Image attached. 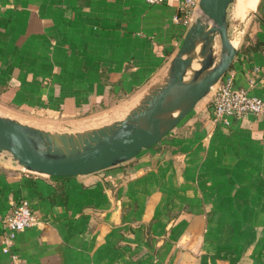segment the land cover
<instances>
[{
	"label": "crops",
	"instance_id": "obj_1",
	"mask_svg": "<svg viewBox=\"0 0 264 264\" xmlns=\"http://www.w3.org/2000/svg\"><path fill=\"white\" fill-rule=\"evenodd\" d=\"M179 2L0 0V109L71 129L121 118L168 72L187 32ZM233 11L252 15L227 72L264 98V0ZM211 97L98 171L50 175L0 150V264L20 199L38 219L17 234L19 264H264V118L216 121Z\"/></svg>",
	"mask_w": 264,
	"mask_h": 264
},
{
	"label": "water",
	"instance_id": "obj_2",
	"mask_svg": "<svg viewBox=\"0 0 264 264\" xmlns=\"http://www.w3.org/2000/svg\"><path fill=\"white\" fill-rule=\"evenodd\" d=\"M234 1L200 0L202 12L187 29L166 75L121 118L58 130L0 113V150L25 169L67 176L122 163L155 145L231 67L238 51L229 23Z\"/></svg>",
	"mask_w": 264,
	"mask_h": 264
},
{
	"label": "built area",
	"instance_id": "obj_3",
	"mask_svg": "<svg viewBox=\"0 0 264 264\" xmlns=\"http://www.w3.org/2000/svg\"><path fill=\"white\" fill-rule=\"evenodd\" d=\"M159 2L162 0H148ZM200 0H180L179 12L175 19L182 22L187 29L201 14ZM212 115L216 121L230 123L232 117L255 114L264 118V98L251 93L246 87L235 84V75L227 72L212 86ZM37 215L28 199H20L3 217V251L10 252L12 264H19L20 257L14 247L17 234L37 222Z\"/></svg>",
	"mask_w": 264,
	"mask_h": 264
},
{
	"label": "rangeland",
	"instance_id": "obj_4",
	"mask_svg": "<svg viewBox=\"0 0 264 264\" xmlns=\"http://www.w3.org/2000/svg\"><path fill=\"white\" fill-rule=\"evenodd\" d=\"M245 1V0H244ZM235 2H236V0H235ZM235 2L232 4V6H231V9H230V15H229V23H230V35H231V37H235V34H236V32H237V29H241L240 28V24L239 23H241L242 24V22L244 21V20H246V18H250L251 17V15H252V12H248V14H247V17H246V15L245 16H243L242 18L241 17H236L235 15H234V6H235ZM250 6V5H249ZM240 7V6H239ZM248 19H247V21H248ZM244 32H242L241 34H240V39H239V42H238V44H237V47H239L240 46V43H241V41H242V39L244 38ZM219 47H220V44H219ZM111 111V108H109V109H104L103 111H100L99 113H95V115H97V116H99L98 114H103V113H109ZM0 113H3V114H8V115H11V116H14V117H17L18 119H20V120H22V121H25V122H29V123H32V124H35V125H38V126H41V127H45V128H50V129H58V130H78V129H84V128H87V127H83V128H76V129H74V128H69V125L67 124V122H71V121H73V120H64V121H62L63 123H54V121L56 122V120L58 119V118H55L54 116L53 117H50V119L51 120H49V121H46V123H39L38 121H36V120H33V119H31L30 117H28V116H25V117H23L22 115H19V114H14L13 112H9V111H5V110H3V109H0ZM95 115L94 114H92V115H87L84 119H87V118H91V117H95ZM122 115H120V116H117V117H121ZM52 119H55V120H52ZM116 119V118H115ZM114 120V119H113ZM57 121H59V120H57ZM75 121V120H74ZM107 122H109L107 119L106 120H101L100 122L99 121H97V122H93L92 124L93 125H91V126H97V125H101V124H104V123H107ZM56 124H58L59 126H57Z\"/></svg>",
	"mask_w": 264,
	"mask_h": 264
},
{
	"label": "bare ground",
	"instance_id": "obj_5",
	"mask_svg": "<svg viewBox=\"0 0 264 264\" xmlns=\"http://www.w3.org/2000/svg\"><path fill=\"white\" fill-rule=\"evenodd\" d=\"M256 1H257V0H245L244 3H245V5H250V6H252V5H255ZM234 2H235V1H234ZM234 2H233V3H234ZM231 38H232V41H233L234 45L237 46V44H238V40H237V38H233V37H231ZM194 65L197 66V65H199V63L195 61ZM140 99H141V98H140ZM139 101H140V100H139ZM139 101H138V102H139ZM138 102H137V103H138Z\"/></svg>",
	"mask_w": 264,
	"mask_h": 264
}]
</instances>
